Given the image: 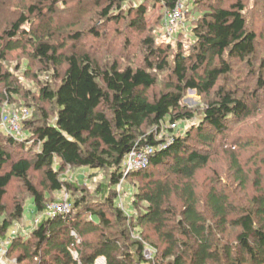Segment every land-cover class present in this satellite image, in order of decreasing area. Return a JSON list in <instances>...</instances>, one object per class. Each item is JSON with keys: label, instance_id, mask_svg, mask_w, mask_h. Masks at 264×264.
<instances>
[{"label": "trees", "instance_id": "16d2710c", "mask_svg": "<svg viewBox=\"0 0 264 264\" xmlns=\"http://www.w3.org/2000/svg\"><path fill=\"white\" fill-rule=\"evenodd\" d=\"M70 1L22 0L20 15L0 34V114L6 102L35 101V109L18 106L32 111L23 139L0 127V235L24 214L26 198L6 202L13 183L43 213L48 192L80 189L63 180L68 168L84 167L92 176L109 170V182L94 195L75 192L68 213L44 216L29 238L13 240L8 255L16 253L27 264H95L99 257L106 264H142L148 244L160 264H264V158H254L251 166L242 160L253 140L235 141L236 149L224 143L231 126L257 109L264 91V58L257 63L258 35L250 27L247 0H191L202 10L196 11L187 50L179 38L176 47L156 42L145 2L125 10L131 0ZM178 1L163 0L168 10ZM88 14L87 27L69 28ZM113 22L145 34L133 62L70 46L85 37L104 40ZM20 49L48 74L45 80L36 74V96L6 66L8 54ZM236 65L250 69L254 89L235 84ZM158 86L162 90L150 95ZM189 90L205 96L207 106L198 125L176 134L169 124L197 115L183 104ZM163 128L169 140L159 138ZM147 147L148 164L126 174L129 152ZM219 154L227 163L223 172L213 166ZM208 169V182L199 189L198 174ZM33 173L41 174V188ZM124 177L136 179L138 214L117 203L115 188Z\"/></svg>", "mask_w": 264, "mask_h": 264}, {"label": "rangeland", "instance_id": "374dc122", "mask_svg": "<svg viewBox=\"0 0 264 264\" xmlns=\"http://www.w3.org/2000/svg\"><path fill=\"white\" fill-rule=\"evenodd\" d=\"M5 0H0V34L4 27L12 20L17 19L20 15V9L22 0H6V5L2 4ZM27 1V0H26ZM191 0H182L184 3L183 8V22L180 24L178 29L175 30L172 37L167 36L165 33V26L161 24V21H166V16L168 13V8H166L165 2H155L154 0H131L130 3L126 4L124 9L128 10L134 4L138 5L141 2L147 3L149 7L148 14V24L150 27L155 28L154 32H157L158 44L166 45L171 43L173 47L177 46L179 40L183 43L184 49L187 50L191 43L193 42V35L190 31L192 23L198 16L196 12L197 9L202 10V7H194ZM248 8L246 13L249 17L250 27L256 31L258 35V58L257 63L259 64L260 60L264 58V0H247L245 1ZM70 5L74 4V0H71ZM63 6H61V9ZM68 11L64 10L60 14L63 19L62 24H67L68 20ZM92 14V13H91ZM91 14H88L86 20H82L81 23L72 22L73 25L69 28H72V31L81 30L84 27H87L88 21L90 20ZM200 14V13H199ZM71 22V21H70ZM61 24V23H60ZM68 28V30H69ZM106 38L104 40H96L91 37H85L81 41L69 43L70 46L75 44L78 46V49L82 50H91L93 53H97L100 58H108V52L111 57L109 58H121L124 63L133 62V58L137 55V59L141 56L140 48L142 36H139L138 33L129 30L126 26V22L122 23H111L106 32ZM147 35V34H146ZM179 38V40H178ZM129 40L130 43L126 46V41ZM192 40V41H191ZM28 50H16L8 54L6 61V66L19 78V81L22 83L24 91L29 92L32 95H37L39 90V85L37 84L36 74H38L40 79H46L48 74L44 73V68L35 60H32L29 57ZM133 60V61H132ZM29 70V71H28ZM43 71V72H42ZM250 69L245 65H236L234 69L235 74V84L239 83L240 89H246L248 86H251V89H254L253 77L250 76ZM233 80V81H234ZM238 86V85H237ZM162 90V86L154 87L150 90V95H156ZM26 92V93H27ZM21 100V101H20ZM23 100V101H22ZM208 99L205 96L199 95L194 90H189L186 92V95L183 99V104L187 105L190 109L196 111L197 115L194 120L180 122L179 126L174 129L176 134L183 133L184 131L192 128L195 125H198L204 108L207 106ZM22 102L25 105L34 107L35 101L27 100L26 98L20 97L18 101L6 102L3 106V110L0 114V120L2 113L7 112L12 109H19L18 106ZM258 107L253 111L252 115L249 118L243 119L238 123H235L231 126L229 140L224 141L227 146H231L232 149H236L234 145L235 141L244 143L245 141L253 140L254 145L248 147L245 151H242V160L250 162V166L253 165L254 161H260L264 158V144L262 143L264 138V91H261L258 95L257 100ZM21 108H24L23 106ZM27 108V107H26ZM32 112V111H31ZM32 117V113H31ZM1 127V126H0ZM3 130V128H1ZM4 131V130H3ZM5 132V131H4ZM163 135H166L163 136ZM159 138L164 139L167 137L166 129L163 128L162 133ZM223 141V139L221 140ZM229 143V144H228ZM221 144V143H219ZM218 150H221L218 148ZM216 150V151H218ZM220 157L215 156L216 161L213 166L220 172L226 170L227 163L225 159L219 154ZM210 169L203 170L198 174V182L200 185L199 189H203L205 183H207V177L209 176ZM62 178L64 181L79 185V190L69 191L67 188H63L59 191L48 192L46 194L47 205L51 202H62L64 200H70L72 195L76 192L79 193V196H82L84 192L94 195L95 190L98 188L99 184L109 182V170L99 171L95 175H90V172L87 168H68L64 173H62ZM136 180V179H135ZM131 178H125L122 185H117L115 190L117 192V203L125 212L129 214H138V211L133 206V187L135 181ZM33 181L37 184L39 188L41 182V174L33 173ZM228 183V181H225ZM21 188L19 184L13 183L10 188L8 195L6 197V202L11 206L14 198L24 197L25 207L24 214L18 220H15L11 225L9 231L0 235V264H27L19 263L17 260V255L12 254L8 255V249L10 248L13 240L21 238L23 240L30 237L33 229L36 228L38 222L43 218L44 212L39 213L34 205V202L26 194L20 193ZM14 197V198H13ZM98 262V261H96ZM99 263V262H98Z\"/></svg>", "mask_w": 264, "mask_h": 264}, {"label": "built area", "instance_id": "2783aa9c", "mask_svg": "<svg viewBox=\"0 0 264 264\" xmlns=\"http://www.w3.org/2000/svg\"><path fill=\"white\" fill-rule=\"evenodd\" d=\"M183 8L184 3L182 0H179L177 6L168 10L166 21L164 22L165 33L167 36L172 37L175 30L178 29L180 24L183 22ZM31 117V110L29 108H19L12 109L7 112L2 113V117L0 120V126L3 130L17 139H23L25 137V133L23 130V122ZM172 129H176L178 127L177 123H172L168 125ZM152 152L151 148L147 147L144 149H132L126 157L124 162L125 172L126 174L132 170H139L144 168L149 161V153ZM125 177L121 179L119 182L120 185L123 184ZM118 184V185H119ZM70 211L69 200H64L62 202H51L48 204L44 211L45 217H53L59 214H66ZM95 264H106V259L97 260ZM142 264H160L157 259V249L154 247L145 244L143 250V262Z\"/></svg>", "mask_w": 264, "mask_h": 264}, {"label": "crops", "instance_id": "0c3cea01", "mask_svg": "<svg viewBox=\"0 0 264 264\" xmlns=\"http://www.w3.org/2000/svg\"><path fill=\"white\" fill-rule=\"evenodd\" d=\"M43 217H44V215H43ZM103 259H105V257H99L97 260H103Z\"/></svg>", "mask_w": 264, "mask_h": 264}]
</instances>
